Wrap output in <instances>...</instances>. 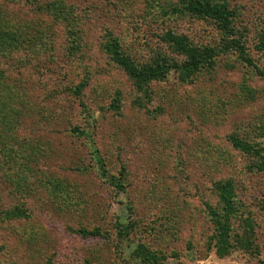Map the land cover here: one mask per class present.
Returning a JSON list of instances; mask_svg holds the SVG:
<instances>
[{"label":"rangeland","instance_id":"obj_1","mask_svg":"<svg viewBox=\"0 0 264 264\" xmlns=\"http://www.w3.org/2000/svg\"><path fill=\"white\" fill-rule=\"evenodd\" d=\"M212 1L235 10L251 65L224 50L214 20L174 13L180 0H0L7 36L21 33L16 49L0 52L12 118L0 127V212L29 214L0 221V264H149L142 250L154 264H264V0ZM169 30L218 45L219 55L191 77L172 69L143 89L104 48L111 33L138 62L166 54L180 63L163 40ZM82 81L79 97L72 88ZM76 127L122 188L102 175ZM48 177L64 195L43 185ZM227 179L238 208L233 246L220 255L210 209L220 210ZM246 227L253 249L241 246Z\"/></svg>","mask_w":264,"mask_h":264},{"label":"trees","instance_id":"obj_2","mask_svg":"<svg viewBox=\"0 0 264 264\" xmlns=\"http://www.w3.org/2000/svg\"><path fill=\"white\" fill-rule=\"evenodd\" d=\"M60 3V2H59ZM57 9V7H54ZM52 10V9H51ZM60 10V9H58ZM174 13L176 12L179 16H194L199 17L200 19L210 18L214 20L220 30L223 32L222 39H225L224 50H234L239 52L241 58L246 61L248 64H252L253 61L249 55H247V47L245 43V38L247 36V31L237 27L235 24V10L230 7L227 3L216 2L212 0H180L179 4L172 7ZM75 22V19H73ZM5 22L0 21V52H4L7 48L16 49V36L20 39L18 34L12 31L10 38L7 36L9 30H6L4 26ZM73 25V24H72ZM22 32V31H21ZM80 32V31H79ZM78 31H72L71 45L70 48L78 50L81 45V36H79ZM13 34V35H12ZM9 39L10 42L7 41ZM163 40H165L170 48L184 57V60L180 63H174L170 58L161 56L158 60L150 63L149 61L138 62L136 58H133L132 55L127 53L121 45V41L118 37L109 34L108 40L104 44V48L110 55L112 60H115L124 70L128 73L132 80L140 88H147L149 83L161 77H165L170 70L176 69L183 78L191 77L196 72L200 71L203 67L209 66V64L214 62L215 57L219 55L218 45L214 47L210 46H201L196 45L193 41L190 40L189 36L180 33L174 30H169L165 35H163ZM259 47L264 50V34L260 38ZM86 82L82 81L77 86L73 87L72 91L75 95L81 96L82 90L85 87ZM4 92H11L6 89V84L4 81V75L0 73V127L7 124L8 119H12L9 114H6V109L8 106L7 97L5 100L2 98L5 97ZM113 101L111 106L113 109H118L117 104ZM14 112V111H13ZM16 112V111H15ZM10 122V121H9ZM75 133L79 136L86 137L90 141L91 147V156L95 159L96 165L99 170H101L102 175L105 178H109L112 182L122 188L123 183L121 179L115 175L108 173L106 169V161L100 153L99 147H95L91 142L92 139L89 135V132L85 129H80L79 127L74 128ZM234 144L241 150L248 151L250 149L249 143L242 140H234ZM11 147L9 148V146ZM11 151L13 157H19L18 150L12 148L10 143L7 147ZM7 151V150H6ZM219 190L221 191L220 200L221 207L220 210L212 208L210 209V215L215 227L217 229L214 239H216L217 252L220 255H224L230 247H232V242L230 240L231 229H232V216L236 213L235 203V192H234V183L232 180H220L219 181ZM43 185L55 191V194L60 196L65 194L66 186L59 179H53L48 177L44 179ZM29 216L28 212L23 209L21 206L14 207L12 209L1 211L0 212V221L4 219H12L18 217H27ZM129 226H120L122 234L128 230ZM246 234H250L251 229L248 227L244 228ZM253 231V230H252ZM85 234H93V231L84 230ZM242 232L241 236L245 234ZM243 238L246 242L242 243L243 248L253 249L255 248L254 241L252 237ZM143 261L149 262V264H154L156 261L153 260L154 254L150 251L142 250L140 252Z\"/></svg>","mask_w":264,"mask_h":264}]
</instances>
